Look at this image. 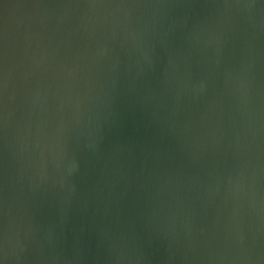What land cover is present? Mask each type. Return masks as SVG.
<instances>
[{
  "label": "water",
  "instance_id": "water-1",
  "mask_svg": "<svg viewBox=\"0 0 264 264\" xmlns=\"http://www.w3.org/2000/svg\"><path fill=\"white\" fill-rule=\"evenodd\" d=\"M0 264H264V0H0Z\"/></svg>",
  "mask_w": 264,
  "mask_h": 264
}]
</instances>
